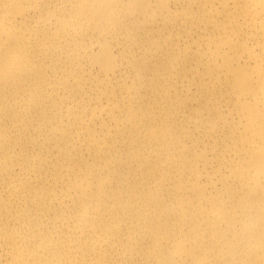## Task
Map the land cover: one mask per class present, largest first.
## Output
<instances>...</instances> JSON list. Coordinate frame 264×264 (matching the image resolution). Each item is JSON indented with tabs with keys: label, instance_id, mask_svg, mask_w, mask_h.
Returning <instances> with one entry per match:
<instances>
[{
	"label": "bare ground",
	"instance_id": "6f19581e",
	"mask_svg": "<svg viewBox=\"0 0 264 264\" xmlns=\"http://www.w3.org/2000/svg\"><path fill=\"white\" fill-rule=\"evenodd\" d=\"M0 264H264V0H0Z\"/></svg>",
	"mask_w": 264,
	"mask_h": 264
}]
</instances>
